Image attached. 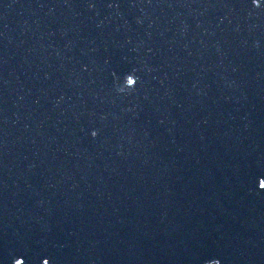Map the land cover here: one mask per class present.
<instances>
[{"label": "water", "instance_id": "95a60500", "mask_svg": "<svg viewBox=\"0 0 264 264\" xmlns=\"http://www.w3.org/2000/svg\"><path fill=\"white\" fill-rule=\"evenodd\" d=\"M0 264H264V0H0Z\"/></svg>", "mask_w": 264, "mask_h": 264}]
</instances>
